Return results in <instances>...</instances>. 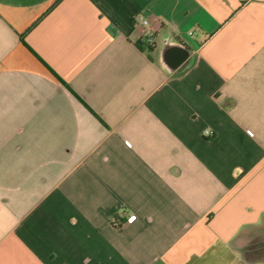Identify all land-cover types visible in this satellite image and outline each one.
I'll return each mask as SVG.
<instances>
[{
    "label": "crops",
    "instance_id": "obj_1",
    "mask_svg": "<svg viewBox=\"0 0 264 264\" xmlns=\"http://www.w3.org/2000/svg\"><path fill=\"white\" fill-rule=\"evenodd\" d=\"M258 231L264 0H0V264H264Z\"/></svg>",
    "mask_w": 264,
    "mask_h": 264
},
{
    "label": "trees",
    "instance_id": "obj_2",
    "mask_svg": "<svg viewBox=\"0 0 264 264\" xmlns=\"http://www.w3.org/2000/svg\"><path fill=\"white\" fill-rule=\"evenodd\" d=\"M242 252L244 260L247 263H253L257 261L261 255H264V231H258Z\"/></svg>",
    "mask_w": 264,
    "mask_h": 264
},
{
    "label": "built area",
    "instance_id": "obj_3",
    "mask_svg": "<svg viewBox=\"0 0 264 264\" xmlns=\"http://www.w3.org/2000/svg\"><path fill=\"white\" fill-rule=\"evenodd\" d=\"M134 22L136 25H140L145 28V46L152 47L153 45H155L154 32L151 28V20H149L144 14H138L137 16H135ZM207 134H210V132H207Z\"/></svg>",
    "mask_w": 264,
    "mask_h": 264
},
{
    "label": "water",
    "instance_id": "obj_4",
    "mask_svg": "<svg viewBox=\"0 0 264 264\" xmlns=\"http://www.w3.org/2000/svg\"><path fill=\"white\" fill-rule=\"evenodd\" d=\"M181 65V63H178L174 66H172L171 70L170 71H174L177 67H179Z\"/></svg>",
    "mask_w": 264,
    "mask_h": 264
}]
</instances>
